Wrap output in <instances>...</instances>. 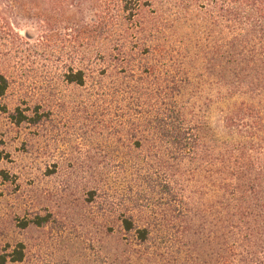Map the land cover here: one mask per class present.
<instances>
[{"label":"rangeland","instance_id":"1","mask_svg":"<svg viewBox=\"0 0 264 264\" xmlns=\"http://www.w3.org/2000/svg\"><path fill=\"white\" fill-rule=\"evenodd\" d=\"M63 1L14 9L15 0H0V73L10 82L0 111V254L23 245V260L7 264H162L159 240L139 244L124 219L176 233L187 204L196 226L203 219L207 232L222 226L210 179L169 160L154 124L176 106L210 135L209 88L193 91L209 79L217 41L211 3L141 0L138 16L125 21L119 0H93L114 35L87 46L81 28L89 10L84 17L78 1ZM118 38L122 49L113 45ZM70 70L86 73L84 86L65 81ZM17 110L40 121L17 124ZM42 218L48 222L37 225Z\"/></svg>","mask_w":264,"mask_h":264},{"label":"trees","instance_id":"2","mask_svg":"<svg viewBox=\"0 0 264 264\" xmlns=\"http://www.w3.org/2000/svg\"><path fill=\"white\" fill-rule=\"evenodd\" d=\"M34 1L15 0L10 5L15 9ZM37 1L47 4V0ZM75 1L80 9L83 8L84 17L85 8L90 11L81 28L87 36V46L97 37H113L111 22L97 16L93 0H72ZM206 1L212 6L209 10L212 37L217 41L210 47L213 57L210 53V64L205 67L209 79L196 83L193 93L200 94L209 88L208 112L204 114L211 121L208 123L212 125L210 135L202 132L203 125L190 123L184 110L176 106L163 110L154 124L157 125L155 134L168 149L169 160L178 165L192 163L194 168L189 174L210 179L214 189L210 197L221 207L219 223L222 226L207 232L204 219L197 221L196 226L192 219L194 212L184 204L180 218L185 223L177 227L176 233L173 227L164 224L138 226L132 218L123 220V228L141 245L158 239L162 264H264V0ZM119 2L126 14L125 21L140 13L141 0ZM63 3L59 7L61 10ZM29 11L31 13L29 9L23 13L30 15ZM38 15L43 22L49 19L44 12ZM65 23L67 30L75 26L71 17ZM119 38L113 45L122 49L123 42ZM64 78L69 84L84 86L86 83L83 70H70ZM9 89L8 78L0 73V111L7 112L2 101ZM201 98L202 95L194 97L199 109ZM13 119L17 124L40 121V118L30 119L19 110ZM209 140L210 145H207ZM2 146L0 138V161L6 157ZM183 174L181 171L182 181ZM174 177L166 174V187H170ZM46 222L48 220L42 218L37 219L36 224ZM198 235L200 240L193 241ZM23 258L24 247L19 245L11 254H0V264L21 262Z\"/></svg>","mask_w":264,"mask_h":264}]
</instances>
